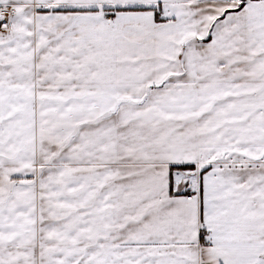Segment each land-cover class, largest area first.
Masks as SVG:
<instances>
[{
  "label": "snow or ice",
  "instance_id": "1",
  "mask_svg": "<svg viewBox=\"0 0 264 264\" xmlns=\"http://www.w3.org/2000/svg\"><path fill=\"white\" fill-rule=\"evenodd\" d=\"M0 264H264V0H0Z\"/></svg>",
  "mask_w": 264,
  "mask_h": 264
}]
</instances>
